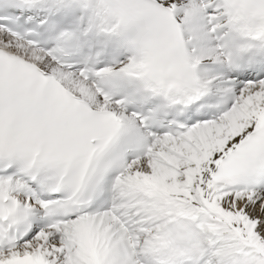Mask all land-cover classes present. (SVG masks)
<instances>
[{
    "label": "snow or ice",
    "instance_id": "1",
    "mask_svg": "<svg viewBox=\"0 0 264 264\" xmlns=\"http://www.w3.org/2000/svg\"><path fill=\"white\" fill-rule=\"evenodd\" d=\"M0 264H264V0H0Z\"/></svg>",
    "mask_w": 264,
    "mask_h": 264
}]
</instances>
